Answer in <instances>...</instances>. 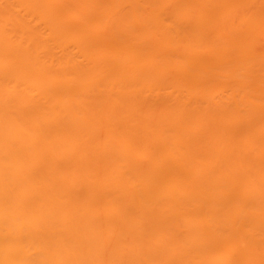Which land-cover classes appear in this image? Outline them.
<instances>
[{
    "label": "bare ground",
    "instance_id": "1",
    "mask_svg": "<svg viewBox=\"0 0 264 264\" xmlns=\"http://www.w3.org/2000/svg\"><path fill=\"white\" fill-rule=\"evenodd\" d=\"M0 264H264V0H0Z\"/></svg>",
    "mask_w": 264,
    "mask_h": 264
}]
</instances>
